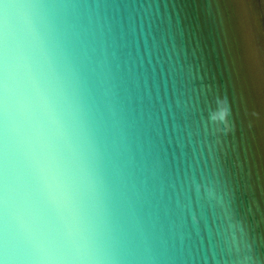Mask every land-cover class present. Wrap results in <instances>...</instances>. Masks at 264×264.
I'll list each match as a JSON object with an SVG mask.
<instances>
[{
  "label": "water",
  "instance_id": "water-1",
  "mask_svg": "<svg viewBox=\"0 0 264 264\" xmlns=\"http://www.w3.org/2000/svg\"><path fill=\"white\" fill-rule=\"evenodd\" d=\"M66 2L124 264H264V0Z\"/></svg>",
  "mask_w": 264,
  "mask_h": 264
},
{
  "label": "clouds",
  "instance_id": "clouds-1",
  "mask_svg": "<svg viewBox=\"0 0 264 264\" xmlns=\"http://www.w3.org/2000/svg\"><path fill=\"white\" fill-rule=\"evenodd\" d=\"M128 243L70 5L0 0V264H124Z\"/></svg>",
  "mask_w": 264,
  "mask_h": 264
}]
</instances>
